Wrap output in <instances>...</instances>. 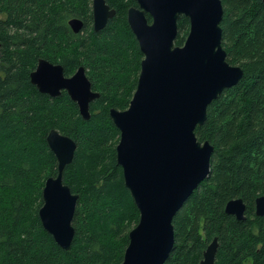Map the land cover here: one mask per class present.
Listing matches in <instances>:
<instances>
[{
	"label": "trees",
	"instance_id": "trees-1",
	"mask_svg": "<svg viewBox=\"0 0 264 264\" xmlns=\"http://www.w3.org/2000/svg\"><path fill=\"white\" fill-rule=\"evenodd\" d=\"M223 47L243 78L208 108L195 130L214 152L211 173L176 214L175 244L165 264H201L215 238L214 264H264V0H221ZM114 18L94 30L93 0H0V264H121L139 211L117 163L120 131L110 110H126L135 93L144 56L128 21L134 0H107ZM151 22V17L147 15ZM83 30L75 34L71 19ZM189 20H179L183 46ZM63 66L72 76L83 66L100 97L84 120L66 92L42 94L31 83L38 61ZM52 130L77 143L64 182L79 196L70 250L43 227V188L58 174L47 143ZM236 198L246 218L225 212ZM133 227V228H132Z\"/></svg>",
	"mask_w": 264,
	"mask_h": 264
},
{
	"label": "water",
	"instance_id": "water-1",
	"mask_svg": "<svg viewBox=\"0 0 264 264\" xmlns=\"http://www.w3.org/2000/svg\"><path fill=\"white\" fill-rule=\"evenodd\" d=\"M134 1L137 6L129 8L127 21L144 58L129 108L110 110L120 131L117 163L140 214L121 264H165L175 244L176 214L211 173L214 148L199 141L195 130L206 122L212 102L237 85L244 70L227 60L221 0ZM92 8L96 32L116 15L107 0H93ZM182 17L189 20L190 29L184 45L178 46ZM69 25L75 34L84 27L77 18ZM30 78L42 94L55 98L67 92L81 117L91 118V104L100 93L93 90L85 67L67 77L62 65L40 59ZM47 143L58 160V174L45 182L39 216L55 242L70 250L79 196L65 184L64 171L78 146L58 130L48 134ZM246 210L242 198L225 207L238 220L246 218ZM255 211L264 216V195L256 199ZM217 249L215 238L201 264H214Z\"/></svg>",
	"mask_w": 264,
	"mask_h": 264
},
{
	"label": "flooded vegetation",
	"instance_id": "flooded-vegetation-1",
	"mask_svg": "<svg viewBox=\"0 0 264 264\" xmlns=\"http://www.w3.org/2000/svg\"><path fill=\"white\" fill-rule=\"evenodd\" d=\"M73 76V75H72ZM67 77H71V76H67ZM65 92V91H64ZM67 93V92H66Z\"/></svg>",
	"mask_w": 264,
	"mask_h": 264
},
{
	"label": "rangeland",
	"instance_id": "rangeland-1",
	"mask_svg": "<svg viewBox=\"0 0 264 264\" xmlns=\"http://www.w3.org/2000/svg\"><path fill=\"white\" fill-rule=\"evenodd\" d=\"M133 228V227H132Z\"/></svg>",
	"mask_w": 264,
	"mask_h": 264
}]
</instances>
